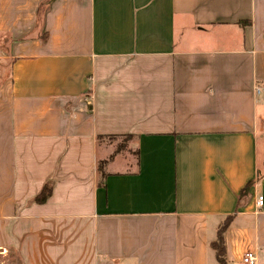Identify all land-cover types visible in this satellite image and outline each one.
Returning <instances> with one entry per match:
<instances>
[{"label": "crops", "instance_id": "0c3cea01", "mask_svg": "<svg viewBox=\"0 0 264 264\" xmlns=\"http://www.w3.org/2000/svg\"><path fill=\"white\" fill-rule=\"evenodd\" d=\"M260 196L264 0H0V264H264Z\"/></svg>", "mask_w": 264, "mask_h": 264}, {"label": "trees", "instance_id": "16d2710c", "mask_svg": "<svg viewBox=\"0 0 264 264\" xmlns=\"http://www.w3.org/2000/svg\"><path fill=\"white\" fill-rule=\"evenodd\" d=\"M130 139L133 138V136H129ZM100 138H105V137H100ZM99 138V139H100ZM117 152L122 150L120 147L116 149ZM98 173L100 174V179H99V184L102 186L104 184V180L106 177L105 173V162H100L99 167H98ZM50 190L48 188H45L40 195L36 197V203L38 204H43L45 203L48 198L50 197ZM230 223V220L228 219L225 224L221 227L219 234H218V239L215 243H213L212 247L216 251V256L219 264H226L225 261V240H224V234L226 231V228L228 227Z\"/></svg>", "mask_w": 264, "mask_h": 264}, {"label": "rangeland", "instance_id": "374dc122", "mask_svg": "<svg viewBox=\"0 0 264 264\" xmlns=\"http://www.w3.org/2000/svg\"><path fill=\"white\" fill-rule=\"evenodd\" d=\"M130 135L127 136H117V135H113V136H107L105 137V140H107V142L110 143L111 148H109V152L111 151V154L116 153L117 152V148H121L124 149V147L127 148V146L131 149V147L129 146V144L131 143L132 139H130L129 137ZM106 155V154H105ZM103 155L105 158H108V156H110L108 154V156ZM18 263V252L13 249L10 252V257H9V262H4V264H12V263Z\"/></svg>", "mask_w": 264, "mask_h": 264}, {"label": "built area", "instance_id": "2783aa9c", "mask_svg": "<svg viewBox=\"0 0 264 264\" xmlns=\"http://www.w3.org/2000/svg\"><path fill=\"white\" fill-rule=\"evenodd\" d=\"M263 204H264V198L262 196H260L258 198V206L262 207ZM243 263L244 264H257V258L253 253L248 252L243 257Z\"/></svg>", "mask_w": 264, "mask_h": 264}]
</instances>
